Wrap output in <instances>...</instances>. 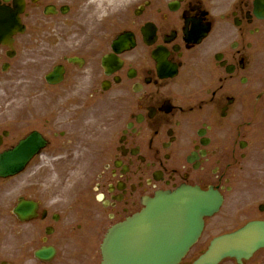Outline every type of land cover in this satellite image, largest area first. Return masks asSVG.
I'll return each mask as SVG.
<instances>
[{"label": "flooded vegetation", "instance_id": "obj_1", "mask_svg": "<svg viewBox=\"0 0 264 264\" xmlns=\"http://www.w3.org/2000/svg\"><path fill=\"white\" fill-rule=\"evenodd\" d=\"M0 9L18 22L0 41L11 117L0 153L34 131L47 141L27 165L30 182L0 178V264H101L110 226L182 186L223 203L179 264L264 221V0H0ZM58 66L61 82L47 83ZM89 133L104 143L90 146ZM87 154L98 170L72 177ZM20 197L36 201V218L14 215ZM219 264H264V246Z\"/></svg>", "mask_w": 264, "mask_h": 264}, {"label": "water", "instance_id": "obj_2", "mask_svg": "<svg viewBox=\"0 0 264 264\" xmlns=\"http://www.w3.org/2000/svg\"><path fill=\"white\" fill-rule=\"evenodd\" d=\"M3 160L4 156L0 161L1 175L14 174L22 167H11ZM196 199L191 190L158 193L146 202L142 212L109 230L103 264H176L200 232ZM241 235L239 232L218 240H238ZM231 247L235 244L225 249L231 252ZM215 255L213 250L210 258L217 259Z\"/></svg>", "mask_w": 264, "mask_h": 264}]
</instances>
